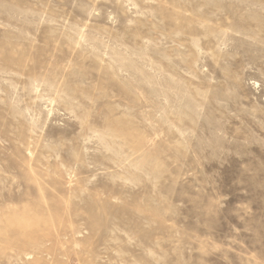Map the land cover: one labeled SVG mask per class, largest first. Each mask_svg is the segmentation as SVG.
Instances as JSON below:
<instances>
[{"label":"rangeland","instance_id":"374dc122","mask_svg":"<svg viewBox=\"0 0 264 264\" xmlns=\"http://www.w3.org/2000/svg\"><path fill=\"white\" fill-rule=\"evenodd\" d=\"M0 264H264V0H0Z\"/></svg>","mask_w":264,"mask_h":264}]
</instances>
